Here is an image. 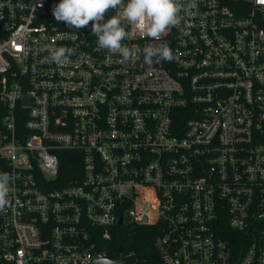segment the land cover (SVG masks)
Returning a JSON list of instances; mask_svg holds the SVG:
<instances>
[{
  "label": "built area",
  "instance_id": "1",
  "mask_svg": "<svg viewBox=\"0 0 264 264\" xmlns=\"http://www.w3.org/2000/svg\"><path fill=\"white\" fill-rule=\"evenodd\" d=\"M59 2L0 0V264H93L126 223L159 227L161 264H264V0H186L152 66L57 23Z\"/></svg>",
  "mask_w": 264,
  "mask_h": 264
},
{
  "label": "clouds",
  "instance_id": "2",
  "mask_svg": "<svg viewBox=\"0 0 264 264\" xmlns=\"http://www.w3.org/2000/svg\"><path fill=\"white\" fill-rule=\"evenodd\" d=\"M194 7L186 0H60L52 15L69 29L80 31L90 26L98 48L119 55L122 62L142 59L152 66L175 59L168 44L159 41L171 28L179 27ZM128 26L155 43L143 47L125 43L132 34ZM47 50L49 59L58 65L66 63L72 52L66 47L49 46ZM10 182V175L0 172V211L10 206Z\"/></svg>",
  "mask_w": 264,
  "mask_h": 264
},
{
  "label": "trees",
  "instance_id": "3",
  "mask_svg": "<svg viewBox=\"0 0 264 264\" xmlns=\"http://www.w3.org/2000/svg\"><path fill=\"white\" fill-rule=\"evenodd\" d=\"M78 154L71 151H61V172L59 180L65 181L75 177ZM80 164V163H79ZM160 234L158 226L136 225L126 223L118 226L110 241L105 242L103 251L111 257H118L121 253H133L145 264H161L154 242Z\"/></svg>",
  "mask_w": 264,
  "mask_h": 264
},
{
  "label": "water",
  "instance_id": "4",
  "mask_svg": "<svg viewBox=\"0 0 264 264\" xmlns=\"http://www.w3.org/2000/svg\"><path fill=\"white\" fill-rule=\"evenodd\" d=\"M122 223L123 220H120V224ZM99 255L101 258L95 259L93 264H136L137 261L135 255L124 257L120 261H113L110 255H102V254Z\"/></svg>",
  "mask_w": 264,
  "mask_h": 264
}]
</instances>
